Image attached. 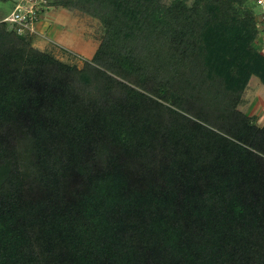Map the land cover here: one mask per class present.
I'll return each mask as SVG.
<instances>
[{
  "label": "trees",
  "instance_id": "obj_1",
  "mask_svg": "<svg viewBox=\"0 0 264 264\" xmlns=\"http://www.w3.org/2000/svg\"><path fill=\"white\" fill-rule=\"evenodd\" d=\"M45 4L104 32L80 66L0 18V264H264L254 0Z\"/></svg>",
  "mask_w": 264,
  "mask_h": 264
},
{
  "label": "rangeland",
  "instance_id": "obj_2",
  "mask_svg": "<svg viewBox=\"0 0 264 264\" xmlns=\"http://www.w3.org/2000/svg\"><path fill=\"white\" fill-rule=\"evenodd\" d=\"M24 1L29 5L28 0H8L0 3V18L8 17L16 6ZM36 1L40 9L46 6L45 0ZM63 13L68 16L67 19L64 17L57 19ZM42 14L40 11L38 15L40 21L50 23L59 21L60 25L66 29V36L71 38L73 35L75 38L71 45H65L67 51L64 50L66 53L60 54L62 60L67 62L72 60L80 66L84 61L91 60L104 32L101 23L97 19L61 7H48ZM258 44L261 47L263 46V44ZM52 45L60 50L57 45ZM240 110L250 117H255L257 124L264 127V85L255 76L250 79L242 97Z\"/></svg>",
  "mask_w": 264,
  "mask_h": 264
},
{
  "label": "built area",
  "instance_id": "obj_3",
  "mask_svg": "<svg viewBox=\"0 0 264 264\" xmlns=\"http://www.w3.org/2000/svg\"><path fill=\"white\" fill-rule=\"evenodd\" d=\"M256 5V22L260 31L258 43L263 44L262 50L264 51V0H254ZM28 4L23 3L16 6L15 10L4 18V22L22 35L25 33L35 34V23L38 17V9L36 0H28Z\"/></svg>",
  "mask_w": 264,
  "mask_h": 264
},
{
  "label": "crops",
  "instance_id": "obj_4",
  "mask_svg": "<svg viewBox=\"0 0 264 264\" xmlns=\"http://www.w3.org/2000/svg\"><path fill=\"white\" fill-rule=\"evenodd\" d=\"M46 9H48V6L42 7L41 14ZM61 17L67 19L68 16L65 13H63L60 14L57 17V19H61ZM59 25H60L59 21H57L56 23L54 22L50 23V22L40 21V19L38 18V20L35 23L36 33L34 34L33 37L34 45L43 50H46L52 48L53 46L52 44H54L57 45L60 49L58 53L60 52L65 53V51H67L65 49V45H71L73 43V40H75V38L73 37V35L71 36V38L66 36L65 27Z\"/></svg>",
  "mask_w": 264,
  "mask_h": 264
}]
</instances>
